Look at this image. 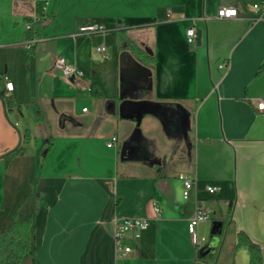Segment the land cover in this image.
I'll return each mask as SVG.
<instances>
[{"label": "crops", "instance_id": "crops-1", "mask_svg": "<svg viewBox=\"0 0 264 264\" xmlns=\"http://www.w3.org/2000/svg\"><path fill=\"white\" fill-rule=\"evenodd\" d=\"M261 1L0 0V83H12L15 104L8 112L0 103V231L32 218L35 264H250L240 233L264 264V112L255 106L264 100V10L252 8ZM224 6L238 17L218 18ZM83 25L106 32L74 38ZM102 45L108 59L96 53ZM59 57L83 76L66 79ZM34 103L44 123L32 122ZM180 175L194 183L187 200ZM197 207L208 214L199 248L188 230ZM125 218L149 226L138 241L126 237L133 252L116 261Z\"/></svg>", "mask_w": 264, "mask_h": 264}, {"label": "built area", "instance_id": "built-area-1", "mask_svg": "<svg viewBox=\"0 0 264 264\" xmlns=\"http://www.w3.org/2000/svg\"><path fill=\"white\" fill-rule=\"evenodd\" d=\"M253 10L255 12H259L260 10H264V0L261 1V3L253 5ZM218 18L220 19H233L238 17V10L235 7H221L217 14ZM31 25H28L26 27V30H31ZM105 29L96 26V25H83L79 27V29L73 34L74 38H77L79 36H92L99 33H105ZM187 41L189 44H194L197 38V31L195 24L191 25L187 31ZM36 43L35 38L27 39L24 43V47L28 50H30L33 45ZM97 53L103 58L108 59L109 58V52L106 48V46L102 45L97 48ZM227 64H224L223 67H227ZM54 67L61 71L63 76L70 80L71 78L77 79L83 76L82 72L79 71L75 66L70 65L64 57H59L54 64ZM5 97H8V94L13 91V85L10 82H6L5 84ZM0 103H4V99L0 96ZM256 109L259 112H264V100H258L255 103ZM87 108L83 109V112H86ZM115 143H117V138L113 137L111 141L109 142L108 146L111 147ZM180 180H182L184 185L183 190V198L184 200H187L191 196V192L194 188V183L191 178H189L186 175H180ZM207 190L209 193H215L216 188L215 187H208ZM153 209L156 213L160 212V208L153 205ZM208 218L207 212L201 208L197 207L194 215L189 220L188 230L191 236V240L193 245L196 248L202 247L205 243L204 238H200L197 233V226L199 223L206 221ZM149 226V219L147 218H125L120 219L116 223L115 227V234H114V257L115 260H122L126 259L132 252L133 248L129 245L124 244V241L126 237L131 234L133 239L135 241H138L142 234L148 229Z\"/></svg>", "mask_w": 264, "mask_h": 264}, {"label": "trees", "instance_id": "trees-1", "mask_svg": "<svg viewBox=\"0 0 264 264\" xmlns=\"http://www.w3.org/2000/svg\"><path fill=\"white\" fill-rule=\"evenodd\" d=\"M136 53L146 62H154V59L145 55L143 51L137 50ZM90 92L94 96L101 95L99 86L96 82L91 83ZM5 93L6 90L0 83V96L4 99L7 111L11 112L14 109L15 104L11 97H5ZM29 113L36 124L45 122L44 113L39 105L35 103L32 104L29 107ZM21 137L23 144H28L31 139L30 132L28 130L25 131ZM51 145L52 138L49 139L48 150L51 148ZM23 152L24 147L22 146L12 151L14 154H20ZM32 227V218L19 220L17 216H15L13 224L9 228L0 231V264H22L26 256H32L33 264H35V240ZM239 246H246L249 249L250 264H263L262 251L260 247L253 243L244 233H240L238 235L237 247Z\"/></svg>", "mask_w": 264, "mask_h": 264}, {"label": "water", "instance_id": "water-1", "mask_svg": "<svg viewBox=\"0 0 264 264\" xmlns=\"http://www.w3.org/2000/svg\"><path fill=\"white\" fill-rule=\"evenodd\" d=\"M73 80H74V78L70 79V81H73ZM137 118H138V121H139L140 120V116H137ZM125 152H126V147H123L122 153H121L122 157H124ZM216 244H217V240L214 241V243L212 244V246L210 247V249H208V251L206 253H209L214 248V246H216Z\"/></svg>", "mask_w": 264, "mask_h": 264}, {"label": "rangeland", "instance_id": "rangeland-1", "mask_svg": "<svg viewBox=\"0 0 264 264\" xmlns=\"http://www.w3.org/2000/svg\"><path fill=\"white\" fill-rule=\"evenodd\" d=\"M97 53V52H96ZM30 114V113H29ZM30 116H31V114H30ZM32 122H33V120H32ZM33 123H35V122H33ZM55 122H52V124H54ZM52 131H54V129H51ZM68 130V129H67ZM63 131H66V129L65 130H63ZM56 132V131H55ZM60 132V131H59ZM189 147V140H187V142H186V148H188ZM189 158H190V154L188 153L187 154V162H188V164L190 163V160H189Z\"/></svg>", "mask_w": 264, "mask_h": 264}]
</instances>
